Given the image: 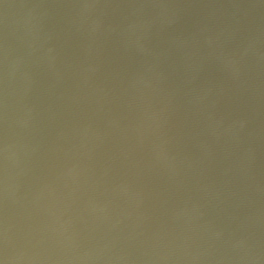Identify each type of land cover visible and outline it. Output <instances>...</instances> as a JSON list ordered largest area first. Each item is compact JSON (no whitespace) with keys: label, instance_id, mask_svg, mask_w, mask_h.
I'll use <instances>...</instances> for the list:
<instances>
[{"label":"water","instance_id":"obj_1","mask_svg":"<svg viewBox=\"0 0 264 264\" xmlns=\"http://www.w3.org/2000/svg\"><path fill=\"white\" fill-rule=\"evenodd\" d=\"M0 264H264V0H0Z\"/></svg>","mask_w":264,"mask_h":264}]
</instances>
